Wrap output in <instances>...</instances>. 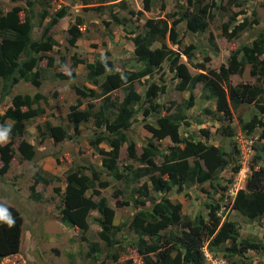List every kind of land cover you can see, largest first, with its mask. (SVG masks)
Here are the masks:
<instances>
[{
    "label": "trees",
    "instance_id": "1",
    "mask_svg": "<svg viewBox=\"0 0 264 264\" xmlns=\"http://www.w3.org/2000/svg\"><path fill=\"white\" fill-rule=\"evenodd\" d=\"M205 1L190 0L193 5L191 9L168 14L171 16V24L167 18L150 19L141 31L131 30V40L135 47L133 53L141 63L138 67L131 65L117 68L112 58L106 55L94 61L73 56L72 71L58 74L62 79H75L77 67L85 65L86 79L94 87L76 83L72 85L77 95V104L70 106L67 117L74 130L83 123L94 121L97 130L90 138V144L102 157L100 168L75 161L64 174L66 186L62 191V204L58 206L60 220L83 234L90 229L91 219L98 223L101 228L99 236L109 250L112 264H120L122 253L126 250L119 241L120 232L124 228L131 235L125 236L126 242L131 241L140 256L141 264H205L204 247L211 253L223 251L228 256H243L250 250L264 251V242L241 236L239 221L223 219L220 202L206 203V214L199 212L191 217L183 213L181 202L167 195L175 187L183 191L189 187H203L207 183L217 190H226L227 186L221 184V173L227 168L237 173L241 167L238 159L240 146L232 125L234 108L243 104L257 107L258 114L249 121H240L241 132L249 137L256 129H260L259 138L264 140V33L259 34L251 43L234 49L227 63L219 69L207 66L209 56L205 57V62H195L197 46L185 44L180 38L177 25L185 21L187 30L203 33L210 24L207 17L211 15L212 9L220 7L224 2L228 7L224 9L241 6L247 0ZM34 2L27 0V5L30 4L28 9L21 5H15L7 11L0 9V104L21 82L41 88L43 79L39 69L43 59L48 58V66L55 65V57L47 55L54 50L57 40L51 34L41 40L33 38L36 20L38 17L44 19L47 15V10L35 13ZM144 8L151 9V0H144ZM239 13L243 12H233L223 25L222 35L228 40L238 38L259 23L256 11H253L254 18L246 16L241 22L236 18ZM65 16L64 9L55 14L60 19ZM112 17L116 23H121L118 12L112 11ZM83 24L78 19L67 29L66 39L70 46H75L83 37ZM167 36L173 45L178 46L177 49L168 44ZM157 42L161 45L155 47ZM211 42L216 47L213 38ZM183 55L189 63L182 60ZM65 63L63 56L60 65ZM189 64L200 71L193 74ZM247 67H250L255 82L233 85L231 77L243 74ZM167 69L179 80L178 89L190 92V97L175 105L174 111L158 101L159 95L166 92L165 84L149 83L155 74L163 80ZM147 81L148 85H145ZM138 84L145 86L144 93L138 91ZM198 84H202L203 100L216 103L215 108L206 107L205 113L220 122L216 131L230 139L229 149L211 144L191 131L181 133L182 126H191L188 111L196 104L194 90ZM118 90L124 91L120 101L113 99V93ZM85 98L90 101L83 106L82 99ZM100 99L102 101L97 106L94 101ZM47 100L41 91L35 94L19 93L13 96L12 104L0 114V127L11 126L9 141L0 144V156L4 162L0 174L9 171L17 151L23 160L35 158L37 148L26 139L19 142L17 149L13 145L17 138L24 136L26 122L46 113L41 101ZM139 113L144 117H155L154 125L146 126L151 137L144 145L141 156L135 153V144L128 134ZM203 123L204 120L199 118L198 124ZM37 130L41 142L51 138L59 143L74 137L65 126L53 124L50 119L39 123ZM201 133L209 138L211 130L203 127ZM167 138L172 143L167 151L154 142ZM104 141L110 144L109 150L100 146ZM124 144H127L130 156L140 162V167L121 164ZM263 157L264 144H261L256 146L254 160L259 163ZM158 158L161 159L160 163ZM44 173L42 169L35 172L32 190L39 183H50L51 178ZM106 176L111 178L107 179ZM144 177L147 179L141 183ZM121 182L123 186H120ZM111 187H114L116 195H122V199L116 201V205L125 212L120 224L115 223L116 210L109 201L104 197L97 199L102 195V189ZM232 207L252 222L264 219V167L253 165L246 188L238 191ZM0 210L10 213L15 221L12 227L0 223L2 259L20 250L23 215L15 206L1 199ZM94 211L99 215L93 217ZM227 243L230 244L229 248L223 250V245ZM101 250L99 243H92L89 255L93 256Z\"/></svg>",
    "mask_w": 264,
    "mask_h": 264
},
{
    "label": "rangeland",
    "instance_id": "2",
    "mask_svg": "<svg viewBox=\"0 0 264 264\" xmlns=\"http://www.w3.org/2000/svg\"><path fill=\"white\" fill-rule=\"evenodd\" d=\"M35 13H42L47 10V15L44 19L36 20L33 38L44 39L47 34H51L56 40L52 52H48L47 57H55V65L48 66V58H45L40 63L39 73L43 79L41 88L37 89L30 83L21 82L16 85L11 93L3 99L0 104V114H3L6 109L12 104V98L19 93L35 94L41 91L47 96V102L41 101V105L46 108V113L36 117L25 124V134L14 141L13 147L17 149L19 142L26 139L34 144L37 148V154L33 160H23L20 153L17 151L15 158L11 162L10 169L5 174H0V199L15 206L23 215V231L21 236V246L19 252L0 259V264H112V259L109 256V250L99 236L101 230L98 223L93 219L90 220V229L86 233L77 231L63 224L60 220V212L58 206L62 204V191L66 186L64 174L72 167V164L77 161L79 163H89L96 167H102L101 155L91 146L90 138L94 136L95 128L94 121L83 123L76 130L73 128L72 122L67 115L72 104H77V95L74 92L72 85L74 83L80 86L91 85L85 76L86 68L84 64H80L77 69V77L67 80L58 76L59 73H69L72 71L73 56L94 61L101 56H109L114 61L117 68L126 66L138 67L141 65L134 56V43L131 40V30L141 31L147 20L159 18H167L171 24L170 13L175 11L182 13L193 7L190 0H151V9L144 8V0H33ZM193 2V0H192ZM211 2V0H206ZM203 3V4H205ZM165 7L163 8V5ZM15 5H21L28 9L27 0H0V9L7 11ZM125 6V7H124ZM224 2L220 7L212 9V13L207 19L210 24L203 33H192L187 30L185 21L177 25V30L180 33L185 44H194L197 46L195 51V62H205V57L209 56L210 60L207 66L212 69H219L224 63H227L231 52L240 47L242 44L251 43L259 34L264 33V0H247L241 6H230L229 9ZM65 10L66 16L56 18L55 14L59 10ZM112 11L119 13L121 23H116L112 17ZM253 11L257 12L259 23L255 24L251 29L243 32L238 38L228 40L222 35L223 25L229 20L233 12L239 13L236 17L238 22L244 20L247 16L250 19L254 18ZM139 12H143L140 14ZM24 17V16H22ZM81 19L84 35L80 38L75 46H70L67 42V29L70 25ZM214 39L216 47L211 42ZM168 44L177 49L178 46L173 45L167 36ZM160 43H155V47L160 46ZM65 57L66 63L61 66L60 61ZM264 58V55L262 56ZM182 60H188L186 56H182ZM166 66V64H164ZM193 74L197 73L198 69L189 64ZM164 79L162 80L158 74H155L149 80V83L158 82L165 84L166 92L161 93L158 101L165 108L175 110L183 100L190 97L189 91H181L177 84L179 80L174 73L167 69ZM243 82H255V78L251 76L250 67H247L241 75H233L231 83L237 85ZM148 85V81L145 83ZM139 92L144 93L145 86L138 84ZM124 96L123 90H118L113 93V99L120 101ZM202 84H198L194 90V98L196 104L192 107L188 114L190 116L191 126H182L181 133L186 131L193 132L199 138L207 140L216 146H222L229 149L230 139L225 137L216 129L220 126V122L215 121L211 115L205 113L206 107L215 108L214 101H204L202 98ZM90 99H82L83 106ZM100 100H95L97 106L101 103ZM259 111L253 104H243L237 109L234 108V121L232 125L235 127L236 139L240 146L238 155L241 164L240 170L235 173L230 168L224 170L221 175L223 177L222 185L227 186L225 191L212 187L210 184L202 186H194L183 191H178L173 188L168 192V196L174 201H179L183 205V213L191 217H195L199 212L207 213L206 203L214 202L221 204L220 214L223 219H234L240 223L241 236L254 241L264 242V219H257L255 222L250 221L239 212L233 209V198L240 189L246 188L249 176L252 174L254 164L264 167V157L259 163H256L254 157L256 155V146L264 144V140H260V129H256L248 140L253 142L255 154L250 162L246 172L240 173L243 169L241 163V144L239 142V132L241 131L240 121H249ZM204 120L203 124H198V119ZM264 119V116H262ZM45 119H50L53 124L65 126L74 137L62 142L56 143L53 139L48 138L41 142L37 130V125ZM10 121V120H8ZM155 117H144L142 113L136 115L132 131L129 134L130 139L135 144V153L141 156L143 147L148 143L151 133L146 128L147 124L154 125ZM222 124V123H221ZM210 128L211 135L206 138L202 135V128ZM99 132V131H97ZM9 138L7 139V142ZM6 142V143H7ZM160 148L167 151L168 146L172 143L167 138L163 141H154ZM5 144V143H2ZM102 148L109 150L110 144L104 141L100 145ZM161 159L158 158L160 163ZM121 164H133L141 166L140 162L130 156L127 144H124L120 157ZM4 162L0 156V168ZM42 169L44 175L51 178L49 184L39 183L32 190L34 184V174L37 170ZM107 179L111 177L106 176ZM147 178H142L141 183ZM122 182H121V185ZM61 191H56L57 189ZM39 194V195H38ZM38 195V197H37ZM115 208L116 216L115 223L122 222V210L116 205L117 199H122V195H116L114 187L102 189V195ZM98 212H93V217L98 216ZM126 237H131L130 231L124 228L120 232L119 241L126 250L122 253L120 264H141L140 256L134 249L131 241L126 242ZM99 243L101 251L90 256V245ZM230 244L223 245L224 248H229ZM207 249L206 247H204ZM204 249V251H205ZM208 250V249H207ZM209 251V250H208ZM210 252V251H209ZM215 258H223L226 264H264V251L246 252L243 256L230 255L219 251L212 254ZM205 264H211V260L207 258Z\"/></svg>",
    "mask_w": 264,
    "mask_h": 264
},
{
    "label": "built area",
    "instance_id": "3",
    "mask_svg": "<svg viewBox=\"0 0 264 264\" xmlns=\"http://www.w3.org/2000/svg\"><path fill=\"white\" fill-rule=\"evenodd\" d=\"M239 142L241 144V163H243V169H241L240 173H244V171L249 168L250 162L254 157L255 150L253 147V142L248 140L247 137L240 132L239 135ZM246 176V172L244 173ZM206 256L209 260H211V264H226V260L223 258H215L212 254L209 252H206Z\"/></svg>",
    "mask_w": 264,
    "mask_h": 264
},
{
    "label": "clouds",
    "instance_id": "4",
    "mask_svg": "<svg viewBox=\"0 0 264 264\" xmlns=\"http://www.w3.org/2000/svg\"><path fill=\"white\" fill-rule=\"evenodd\" d=\"M11 126H8L7 128L0 127V144L6 143L8 139V134L10 132ZM241 132V131H240ZM239 132V133H240ZM255 150V149H254ZM240 170V169H239ZM237 195V194H236ZM236 196L233 198L232 203L234 202ZM233 205V204H232ZM0 223H5L7 224L8 227H12L15 223L14 219L11 217L10 213H7L3 210H0ZM205 249V248H204ZM206 252H209L207 249H205V255ZM210 254H213L209 252Z\"/></svg>",
    "mask_w": 264,
    "mask_h": 264
}]
</instances>
